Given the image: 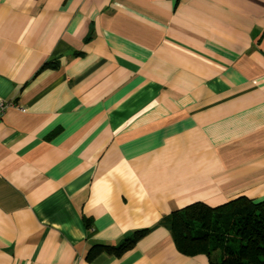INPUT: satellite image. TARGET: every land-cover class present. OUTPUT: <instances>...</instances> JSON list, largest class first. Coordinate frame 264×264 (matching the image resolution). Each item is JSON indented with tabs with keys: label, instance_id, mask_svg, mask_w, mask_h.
Masks as SVG:
<instances>
[{
	"label": "crops",
	"instance_id": "obj_1",
	"mask_svg": "<svg viewBox=\"0 0 264 264\" xmlns=\"http://www.w3.org/2000/svg\"><path fill=\"white\" fill-rule=\"evenodd\" d=\"M0 99V264H212L162 220L264 202V0H0Z\"/></svg>",
	"mask_w": 264,
	"mask_h": 264
},
{
	"label": "trees",
	"instance_id": "obj_2",
	"mask_svg": "<svg viewBox=\"0 0 264 264\" xmlns=\"http://www.w3.org/2000/svg\"><path fill=\"white\" fill-rule=\"evenodd\" d=\"M162 223L186 255L205 254L212 264H264V202L245 196L217 207L199 202L173 211ZM143 234L134 233L113 250L124 252ZM106 247L98 245L92 254Z\"/></svg>",
	"mask_w": 264,
	"mask_h": 264
},
{
	"label": "built area",
	"instance_id": "obj_3",
	"mask_svg": "<svg viewBox=\"0 0 264 264\" xmlns=\"http://www.w3.org/2000/svg\"><path fill=\"white\" fill-rule=\"evenodd\" d=\"M9 108H15L21 112H25L26 107L14 100L0 99V119L5 115Z\"/></svg>",
	"mask_w": 264,
	"mask_h": 264
}]
</instances>
